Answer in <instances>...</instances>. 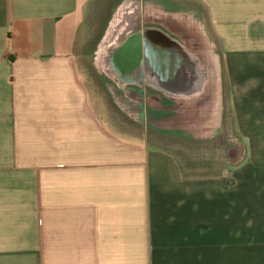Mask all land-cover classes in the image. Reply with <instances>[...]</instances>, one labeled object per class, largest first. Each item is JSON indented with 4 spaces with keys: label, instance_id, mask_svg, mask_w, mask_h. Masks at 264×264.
Instances as JSON below:
<instances>
[{
    "label": "crops",
    "instance_id": "0c3cea01",
    "mask_svg": "<svg viewBox=\"0 0 264 264\" xmlns=\"http://www.w3.org/2000/svg\"><path fill=\"white\" fill-rule=\"evenodd\" d=\"M89 1L0 0V264H264V0L159 3L193 13L220 60L219 127L192 156L92 107Z\"/></svg>",
    "mask_w": 264,
    "mask_h": 264
},
{
    "label": "water",
    "instance_id": "95a60500",
    "mask_svg": "<svg viewBox=\"0 0 264 264\" xmlns=\"http://www.w3.org/2000/svg\"><path fill=\"white\" fill-rule=\"evenodd\" d=\"M163 12L167 16L178 14L176 10ZM137 17L138 14L136 19ZM122 25L118 44L106 50L101 64L107 77L115 80L124 92L135 87L139 88L140 92H147L145 96H141V113L148 108L149 100L156 101L157 98L161 101L162 95H165L172 101V105L164 108L176 112L183 111V119L175 117L162 121L174 122L172 125L177 126L174 124L184 119L202 120L210 112L213 101L215 116L220 121L221 111H217V107L218 96L222 99V78L218 55L215 54L214 57L215 67L211 65L210 71H207L204 53H200L203 48L202 41L190 33L183 23L170 17L154 24L160 27H152L147 23L135 34L130 33L140 26H134L126 18ZM151 90L159 92L160 96L150 95ZM180 100H184L186 104L177 106L176 102ZM139 122L143 123V118Z\"/></svg>",
    "mask_w": 264,
    "mask_h": 264
},
{
    "label": "bare ground",
    "instance_id": "6f19581e",
    "mask_svg": "<svg viewBox=\"0 0 264 264\" xmlns=\"http://www.w3.org/2000/svg\"><path fill=\"white\" fill-rule=\"evenodd\" d=\"M164 9L170 11L167 9V7H164L162 6V4H159V2L158 4L155 3L154 0H144V1L124 0L120 4V6L117 9H115L113 18L109 23L107 32L103 37V39L101 40L98 50L96 51L95 63L100 74L104 73L101 64L102 58L104 57L106 50L109 47L118 44L117 39L119 35L122 34L121 31L123 26L122 24H124L125 18L128 22L132 23L136 27L138 26L142 27L147 23L149 24L161 23L162 21H164V18L166 17H170L172 20L174 21L176 20L181 24L183 23L184 27H186L188 31H190V33L197 36L200 39V41H202L203 48L200 50V53H204L205 59L206 60L209 59L213 68L215 67L216 58H214L215 54H212L213 45L209 42V38L203 23H201L197 18H195L194 14L191 12L180 10L178 11L177 15L172 14L171 16H167V14L163 12L165 11ZM137 14L139 16L137 17L138 19H136ZM170 33L173 34L172 31ZM116 89H117L116 82L115 81L113 83L111 82L109 84V92L113 95L114 102L120 108V110H122L127 116H129L130 119L139 122V120H142L143 118V122L147 121L157 131L166 132V130H168L169 132L168 134L172 137L184 135L186 138L188 137L192 139V141L194 139H199L202 137L209 138L214 135V131L217 130V128L219 127L220 121H218V117L215 116V112L207 113L202 118V120L193 121L191 119H188L186 121L184 119L174 124L177 126H173L172 123L174 122L162 121V120L179 117L178 114L181 113L183 115L182 113L183 111L179 112L177 110L176 112V110L175 111H171V109L168 110L164 108L166 106L163 105L159 99L155 98L156 101L149 100L148 110H145L144 113L143 112L141 113L140 111L142 109H140L141 106L140 100L142 95L140 93H137L134 90H126L124 95H120ZM143 92L146 95L147 92H145V90H143ZM219 92L221 93L220 89ZM218 98H219V102H218L219 105L217 107L218 108L217 111H221L219 107L222 108V99L220 100L219 96ZM179 104L180 105L186 104V102L181 100L179 102H176L177 106ZM161 110H163L164 113H162ZM165 113H169V115H165Z\"/></svg>",
    "mask_w": 264,
    "mask_h": 264
},
{
    "label": "rangeland",
    "instance_id": "374dc122",
    "mask_svg": "<svg viewBox=\"0 0 264 264\" xmlns=\"http://www.w3.org/2000/svg\"><path fill=\"white\" fill-rule=\"evenodd\" d=\"M123 1L124 0H90L84 9V20L77 42L76 60L79 69V77L87 90L91 105L99 112L101 120L113 133L128 139L147 140L155 146L169 147L172 149L180 148L185 150L187 155L192 156L194 140L192 141V139L188 137L186 139L184 135L172 137L168 134V130H166L167 133L157 131L152 128L147 121H144L143 124L141 123L142 125L131 121V119L121 112L122 110L120 111V108L113 102L111 94L96 74L95 68L97 69V67L95 57L101 41L95 51L96 43L99 41L101 35H103V37L105 36L108 29L106 25L113 9L116 6L115 9H117ZM157 1L161 3L167 0H154L155 3ZM170 1L175 4L184 5L183 0ZM102 68L104 70L103 66Z\"/></svg>",
    "mask_w": 264,
    "mask_h": 264
},
{
    "label": "flooded vegetation",
    "instance_id": "af4514ba",
    "mask_svg": "<svg viewBox=\"0 0 264 264\" xmlns=\"http://www.w3.org/2000/svg\"><path fill=\"white\" fill-rule=\"evenodd\" d=\"M117 7V6H116ZM115 7V8H116ZM115 8L113 9V11H112V14H111V16H110V18H109V20H108V23H107V25H106V27L107 26H109L108 24L111 22V20H112V18H113V14H114V10H115ZM168 10H176V11H180V10H177V9H170V8H167ZM165 11H167L166 9H164ZM168 12V11H167ZM146 25H143L142 27H139L138 29H136V30H134L133 32H131L130 34H135L136 32H138L139 30H141L143 27H145ZM149 26H152V27H160L159 25H154V24H149ZM106 29V28H105ZM105 31V30H104ZM103 31V32H104ZM103 34V33H102ZM102 37H103V35H101V37H100V39H99V41L96 43V46H95V51H96V49H97V47H98V44L100 43V41H101V39H102ZM95 53V52H94ZM103 74V73H102ZM106 81L105 82H103V85L106 87V88H108L107 90L109 91V84L112 82H114L115 80H112V79H110L109 77L107 78V79H105ZM116 82V81H115ZM108 85V86H107ZM137 90H138V93H139V91H140V89L139 88H136ZM117 90V89H116ZM118 92V91H117ZM110 93V92H109ZM111 94V93H110ZM150 95H152V96H155V97H157V96H160V93L159 92H157V91H155V90H151V93H150ZM157 95V96H156ZM111 97H112V99H113V95L111 94ZM113 102H114V99H113ZM115 103V102H114ZM116 104V103H115ZM117 106V105H116ZM118 107V106H117ZM119 108V107H118ZM129 117V116H128Z\"/></svg>",
    "mask_w": 264,
    "mask_h": 264
}]
</instances>
